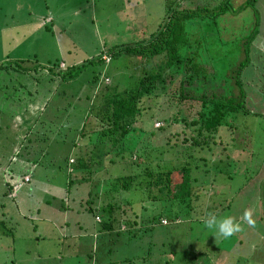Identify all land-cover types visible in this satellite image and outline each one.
Instances as JSON below:
<instances>
[{
	"label": "rangeland",
	"instance_id": "1",
	"mask_svg": "<svg viewBox=\"0 0 264 264\" xmlns=\"http://www.w3.org/2000/svg\"><path fill=\"white\" fill-rule=\"evenodd\" d=\"M21 1L22 4L19 5L17 0H0V62L7 63L12 60L18 62L24 70L32 67L37 69V73L32 72L37 76L34 81L22 70L0 71V125L9 124V127L0 129V186H3L5 181H10L11 187L7 195L3 193L8 187L4 186V190H0V218L4 221L0 223V264H53V252L59 257L61 254L57 251L60 250L65 254L72 250L76 254V260L81 261L76 264H85L86 261L90 264L86 252L92 251V245L80 246L79 250L78 243L70 244L66 240V237L72 234L70 231L75 229L76 223L84 229L95 228L100 232V236L103 235L101 246L93 251L95 258L99 257L101 262L111 259L120 262L118 264H166V260H171L170 264H264V18L259 17L264 10L260 4L253 1V4L244 5L237 14V8L234 7L235 12L229 10L222 16L216 14L218 16L215 19L214 14H211L213 20L209 18L210 21L208 18L197 19L200 25L194 24L192 30L196 36L191 34V38H200L202 48L198 50L194 42L191 52L194 51L195 58L207 68L208 73L183 82L185 70H177L175 66L173 73L165 72L166 91L159 96L146 98L150 109L158 110L161 115L169 118L174 116L177 110L172 95L180 89L185 90L192 98L215 95L234 96L239 100L241 90L235 82L236 71L246 57L244 43L249 42V58L240 73V82L245 89V108L231 111L223 119L216 140L222 139L227 148L222 150V145L219 146L217 153L222 157L207 160L204 167H210V171L205 173V170L201 169L197 174L200 180L195 182L197 185L206 184L203 190L201 189L204 193L200 198L201 203H208L213 199L212 185L215 181L219 180L216 188L224 192L232 188V194L230 192L228 196H221L226 200L218 203L219 209L209 208L210 203L206 205L207 214L215 215V212H218V217L230 216L234 222L241 224V231L224 240L222 237L215 239L208 230L201 228L199 223L193 224V229L190 230L193 222L191 218L183 220L181 224H155V216L162 214L172 219L175 215L172 205L168 206L169 199L153 201L149 192L137 191L135 187L127 192L122 190L110 193L107 188L110 178L112 182L116 176L134 175L142 171V168L135 163L137 159L134 152L130 153L126 149V158L117 157V146L112 147L108 141L106 144L97 142V132L92 131L97 128L96 123H99L96 122L98 119L93 117V112H90L96 87L93 74L97 73L103 89L108 88L106 91L99 90L101 98L108 92L121 95L135 87L140 79L138 57L121 54L113 58L106 67L104 65V68H100L97 63L99 57L119 45L149 39L167 21L166 0ZM233 3L234 0H231V4ZM213 21L218 25L214 26ZM43 22L49 25L42 24ZM222 26L227 29L224 30ZM216 30L218 34L224 31L220 33L224 41L217 35V40L213 38L212 33ZM253 31L255 33H252ZM102 58L105 59V56ZM59 61L67 64L75 62L82 72L74 80L59 82L60 80L55 79L51 85L50 75L46 74L45 69H50ZM105 78L109 80L104 81ZM35 87L39 95L35 96L34 93V96H30ZM59 92L63 93L59 99H62L61 102L63 101L65 106H60L57 111L52 110L51 104L55 107L59 103L55 97ZM32 97H35V102L25 104V108L18 104V99L27 102ZM48 98H52L48 103L51 118L45 116L47 107L42 113H38L39 108L43 109L45 106L38 104L47 103ZM193 102L203 110L211 107V104L201 105L199 98ZM12 112L15 117L10 116ZM143 120L144 118L134 123L137 127L134 132L136 134L141 133L139 128L142 126L147 129L140 135L134 150L147 151L149 162H146L145 169L155 167L160 156L162 165L168 166L184 158L185 146L178 144L175 147L172 146L173 142H167L170 137L174 141V133H183L181 124H175L173 127L176 129L171 131L169 128L159 131L157 128L164 124L161 119H148L145 122ZM56 122L59 129L54 125ZM82 122H86L88 126L84 124L85 132L80 136L79 133L82 132L79 127ZM52 129H56L55 132H52ZM152 130L154 132L150 133ZM8 138H11V143L18 141L13 143L15 147L8 146ZM51 140L58 141L53 145ZM76 140L81 142L82 154L87 153L94 157L93 171L86 181L79 175L81 170L75 173L77 177L70 176L71 168L67 166L68 162H71L72 166V159L75 158H72V154L76 149L72 147L75 148L73 142ZM15 148L16 155L11 157V151ZM53 152L56 153L55 156ZM205 153L203 152L204 155ZM227 154L230 155L229 160L226 158ZM108 157L118 160L109 162ZM249 159L250 169L256 172L248 180H258L260 187L250 188L253 195L246 200L245 196L234 195H237L236 189L239 188L240 182H247L246 178L250 176L246 175L244 170H239L238 165L242 163L243 166ZM198 163L203 164L194 158L193 166ZM46 164H49L48 167L52 165L55 171L51 178H48L51 169H46ZM12 167L19 169L14 170ZM25 167H28L25 169L28 174L23 179L22 169ZM69 177L75 179L70 187ZM44 181L47 183L43 184ZM193 185L192 180L191 190ZM60 187L64 188L63 194ZM65 195L69 196V201L66 202L68 205H65L63 200ZM126 197L136 201L138 215L130 216V204L128 205ZM189 198L186 197L187 201L193 206L196 204L195 210H198L197 201ZM108 202L118 203L121 208L116 207L117 216L129 217L133 226L121 223L120 234L116 228L112 235H107L110 230H103L102 225L96 222L99 221L97 216L96 221L94 220V212L99 204L105 207ZM235 205L238 206L239 213L234 212ZM185 206L183 209L187 211L188 206ZM250 207L254 208L253 212ZM126 210L130 212L128 217ZM245 210L250 212L252 225L244 222L242 216L239 217ZM193 211L194 209H191L190 212L192 218L201 216L200 210L198 215L193 214ZM18 212L27 213V216H21ZM35 217L38 218L31 220ZM40 217H47L48 221L53 218L55 225L52 234L41 231L42 227L45 228L51 223L43 221ZM25 221L35 226L38 224V239L33 238V229L27 236L18 232L17 229ZM167 221L163 219V223ZM129 227L132 232H128ZM23 231L26 232V228ZM60 239L64 240L60 243ZM210 241L212 244H208ZM106 243L110 246L111 253L107 252ZM168 245L171 249L176 248L174 253L167 248ZM165 249V254L158 256ZM149 253L147 261L134 263L141 256L148 257ZM127 258H133L132 262L124 261Z\"/></svg>",
	"mask_w": 264,
	"mask_h": 264
},
{
	"label": "trees",
	"instance_id": "2",
	"mask_svg": "<svg viewBox=\"0 0 264 264\" xmlns=\"http://www.w3.org/2000/svg\"><path fill=\"white\" fill-rule=\"evenodd\" d=\"M166 0L165 6H166V14H167V21L165 24L159 27L157 31L154 32V34L147 40L143 41H137L130 44H123L119 45L116 48H111L108 53H102L99 57V61L97 63L100 64V68H104L107 66L108 63L111 62L113 58H115L118 55H127L129 57H138L140 59V65H139V71H140V79L135 87L132 89L125 91L123 94L119 95L118 93L114 92H108L100 97L98 94L99 90L106 91L105 88L103 89V85L100 83V79L97 75V73L93 74V81L96 83L95 92H94V99L93 103L90 107V112H93V117L98 119L99 123H96V129L94 128L92 131L97 132V142L99 143H111L112 147H116V156L120 158H126L125 150H129L130 153H135L136 157V164L138 166H141L142 171H139L135 173L134 175H120L113 178L111 182L108 184V191L110 193L112 191H130L132 187L137 188V191H141L145 193H150V198L153 201H157L159 199H169L168 206L172 205V209L175 210V215L172 219L168 218L167 216H164L162 214L155 216V224L160 223L163 226H168L172 223L181 224L183 220L191 218L193 219V222L190 225V230L193 229V224H201V228L205 229L203 227V221L207 219L209 216L213 215L211 213L207 214L206 205L211 204L209 208H212L214 210L219 209L218 203L220 201L226 200L223 199L221 196L226 195L228 196L231 192L232 194V188L229 190H226L225 192L222 189L216 188V183L219 182L215 181L212 185V196L213 199L210 201H204L201 203V196L203 186L197 185L195 182L199 181L200 178L197 176V174L200 172L201 169L205 170V173L210 171V167L205 168V162L207 160H213L219 159L222 156H218V148L222 145L221 149L225 150L227 148V145L224 143L222 139L216 140L217 134H218V128L222 124L223 119L226 118L229 112L238 111L245 108L244 102H245V89L243 83H241V71L243 70L244 66L246 65V61L248 60V46L247 44L249 42L244 43V53L246 51V57L245 60L240 63L239 69L236 71V78L235 82L236 85L241 90V96L239 97V100H237L234 96L233 97H217L215 95L211 97L207 96H201V97H193L189 96L185 90H179L176 93L174 92L172 97L175 101L174 107L177 109L175 112V115L171 118L164 117L161 115V112L158 110L150 109L146 102L147 99L151 96L155 95H161L166 91V77L165 72L169 71L170 73L174 72V67L177 66V70H181V68H184V74L182 81L185 80H192L195 76H201L204 74H207V68L202 65L200 61H198L194 56V51L191 52L192 43L195 42V45L197 49L202 48L201 46V40L200 38L194 39L191 38V34L194 31L192 30L195 23H199V20L197 19H206L210 18L211 14H214L213 18L217 17L219 15H225L227 11L231 10L232 12H235L236 14L239 13L242 8H244V5H250V3L253 4V1L256 0H247L241 5L234 6L231 4V0H217V2L213 0H208L205 2H200L197 5L198 0ZM19 5L22 4L21 0H17ZM14 7V6H12ZM237 8L235 10V8ZM235 10V11H234ZM239 11V12H238ZM209 19V21H210ZM207 20V19H206ZM213 20V19H212ZM211 20V21H212ZM212 23V22H211ZM215 23V25L213 24ZM212 25L216 26L218 23L216 21H213ZM42 24H47V22H43ZM53 25V23H51ZM257 25H259V21H257ZM224 30L227 29L226 26H222ZM46 28V26H45ZM224 33V31H221ZM220 32V33H221ZM220 33L218 34V31H214L212 34L213 38L216 39V35L220 40L224 39L220 36ZM252 33H255L253 31ZM251 33V34H252ZM202 39V38H201ZM247 41V40H246ZM251 43V42H250ZM189 50V52H188ZM198 53L197 51H195ZM103 55H107L110 57V61L106 62L104 60ZM106 63V64H105ZM90 64V63H89ZM1 70H11V71H19L22 70L25 73V75L29 76L31 79L35 81V78L37 74H32V72L37 73V69H33L32 67L26 68L25 70L21 68V65L18 62H14L12 60L8 61L7 63L0 62V71ZM46 74L50 75L49 81H51V85L54 82L55 79L60 80L59 82H65V81H71L76 79V77L82 72L80 69V66H76L75 63L67 64L64 61H59L54 66H51L50 69H45ZM34 75V76H33ZM109 78H105L104 81H107ZM33 88V87H32ZM37 87L34 88V92L30 93V96H34V93H36L35 96L39 95L37 92ZM60 92L57 93L58 101L61 102ZM91 97V96H87ZM35 97H32L30 101L23 102L22 99H18V104L21 105V107L25 108V104H31L34 101ZM196 98H199V101L201 102V105L205 106L206 104H211V107L208 110H203L199 106L195 105L193 102ZM97 99V101H96ZM50 100L52 98L47 99V103L45 104H39L45 105L43 109L38 110V113H42L44 109L48 110V103H50ZM63 102V101H62ZM61 102V103H62ZM24 105V106H23ZM52 110H58L59 106L58 104L54 107L53 103L51 104ZM97 107V108H96ZM46 110V111H47ZM92 110V111H91ZM95 112V113H94ZM37 113V117H38ZM1 114V113H0ZM141 114H143L141 116ZM12 117H15V113L12 112ZM46 116V114H45ZM34 117V116H33ZM144 118V122L148 119L151 121H155L158 119H161L164 124L159 126L157 130L164 131L169 128V130L176 129L173 127L175 124L180 125V128L183 133H174V141L173 138H168L167 142H173L172 146H177L178 144H182L185 146L184 150V158L178 160V163H175L174 165H162V157L160 156V160H158L155 163V167L146 168V162L147 161V151L145 152L142 149L134 150L136 145L139 142L140 135L146 132L145 126L139 128L141 133H134L136 131V128L134 126V123L137 121H140ZM4 123V122H3ZM5 124V123H4ZM85 126H88L86 122L83 123V126L79 129L81 135L83 136V132H85ZM54 125L58 128V123H54ZM61 125V123H60ZM59 125V126H60ZM4 127H9V124L7 123L6 126L0 125V129H3ZM56 129H52V132H55ZM145 130V131H144ZM155 130V129H154ZM152 130L150 133H153ZM182 134V135H181ZM27 136V135H26ZM99 138V139H98ZM8 146H16L13 143H16L18 141H13L11 138H8ZM179 141V143H177ZM22 142V141H21ZM106 144V143H105ZM104 144V145H105ZM19 146V144H18ZM17 146V147H18ZM15 148L14 151H11L10 156L13 157L16 155ZM77 152L75 151L74 156L75 160L72 161V166H70V176L77 177L75 175L76 172L82 171L79 173L81 174L82 180L89 179L90 175L93 171V161L94 157L91 155H88L87 153L82 154L83 151L80 150V147H77ZM204 150V151H203ZM205 150L207 153H205ZM202 152V153H201ZM205 153V155L203 154ZM211 152V154H210ZM106 154V153H105ZM178 154V152H177ZM230 154V153H229ZM227 154L226 158L227 160L230 159V155ZM103 156V155H102ZM10 157V158H11ZM179 157V156H178ZM219 157V158H218ZM232 157V156H231ZM194 158L200 160L203 162V164H195L193 166V160ZM69 159V157H67ZM118 158H111L108 157L109 162H116ZM149 160V159H148ZM76 161V162H75ZM71 163V162H70ZM145 164V165H144ZM200 164V165H199ZM251 161L246 160V164L242 166V163L238 165L239 170H244L243 172L249 179L254 175L256 171H253L250 169ZM23 167V166H22ZM21 167V168H22ZM14 168V167H12ZM18 167L14 168V170H17ZM28 168V167H27ZM22 169V173L24 175L21 176V178H25L28 173H25V169ZM19 169V168H18ZM5 170V169H4ZM13 170V169H12ZM85 172V173H84ZM242 172V171H241ZM4 173V172H3ZM84 173V174H83ZM69 177L68 185H72L74 178ZM213 175H211L212 180ZM193 180L194 185L191 190V181ZM4 186L8 187L4 191V195H7L11 191L10 187V181H5L3 186H0V190H4ZM240 187V186H239ZM202 189V190H201ZM239 190L236 189V192ZM114 194V193H113ZM113 194L111 196L113 197ZM124 194V193H123ZM219 196V197H217ZM186 197H192L194 200L197 201L199 208L198 210H195V205H191V202L189 203L186 199ZM233 197V196H231ZM189 198V199H190ZM127 200L128 205L130 204V212L126 210L127 217L130 213V216H136L139 213V210L136 209V201L133 202V200H129V197L125 198ZM144 202V200H142ZM118 202V201H116ZM112 204L111 202H108L105 207H103V204H99L98 209L94 212V218L96 216H99L101 220L95 221L99 222L103 230H110V232L107 233V235H112V233L117 230V233L120 234V227L119 224L124 223L125 225L133 226V223L129 221L128 218H121L118 217L116 213V207L119 209L121 208L118 203ZM201 203V204H200ZM230 204V203H229ZM228 204V205H229ZM188 206V210L185 211L183 209V206ZM216 205V207H215ZM144 206V205H143ZM185 206V207H186ZM184 207V208H185ZM216 208V209H215ZM191 209H194V213L198 215V211L200 212L201 216H193L191 217ZM93 211V210H92ZM185 211V212H184ZM215 216H219L218 212H215ZM196 218V219H195ZM163 219H165L167 222L163 223ZM0 223H4V221H1ZM152 221V219H151ZM136 225V222H134ZM116 225H118L116 227ZM115 229V230H114ZM128 232H132L131 228L129 227ZM207 230V229H205ZM235 235V234H234ZM108 237V236H107ZM233 237V236H232ZM198 239V238H197ZM226 240L225 238H223ZM229 239V238H227ZM164 242V239H162ZM200 239H198L199 241ZM208 241H206L207 243ZM223 242V241H222ZM105 243V242H104ZM154 245V243H152ZM208 244H212L211 241ZM152 245V246H153ZM151 246V247H152ZM107 252L111 253L110 246L106 243ZM216 248V246H214ZM167 248H170L169 250L174 253L175 247L167 246ZM72 252V251H71ZM165 251L160 255H164ZM168 252V251H167ZM65 253L61 254V257L64 261L62 264H76L80 263L81 261L76 260L77 257H75L74 252H72V256L64 255ZM93 251H91L88 255V258H90V264H102L99 257H96L93 255ZM150 253L147 256H141L137 260H135L134 263H137V261H147L149 258ZM133 258H127L126 262L131 263ZM105 264H115L116 261L108 260ZM122 261V262H124ZM186 261V260H185ZM104 262V260H103ZM120 263V262H118ZM117 263V264H118ZM171 260H166V264H170ZM85 264H88V261L85 262Z\"/></svg>",
	"mask_w": 264,
	"mask_h": 264
},
{
	"label": "crops",
	"instance_id": "3",
	"mask_svg": "<svg viewBox=\"0 0 264 264\" xmlns=\"http://www.w3.org/2000/svg\"><path fill=\"white\" fill-rule=\"evenodd\" d=\"M194 1V0H193ZM192 1V2H193ZM205 1H208V0H198L197 1V5H198V3H200V2H205ZM210 1V0H209ZM213 1H215V2H217V0H213ZM219 1V0H218ZM247 0H234V5L235 6H238V5H241V3L243 4L244 2H246ZM255 3H259L260 4V6H261V8L264 10V0H256L255 1ZM262 13H264V12H262ZM262 13H260L259 14V17H261V18H264V14H262ZM52 23L54 24V21L52 20ZM14 26V25H13ZM19 26V25H18ZM53 26V25H52ZM264 26V25H263ZM12 27V26H11ZM12 28H14V27H12ZM229 32V31H228ZM231 34H233V32H230ZM75 63V62H74ZM83 87L81 86V89H82ZM39 105V104H38ZM58 106L60 107V106H65V104H62L61 102H59L58 103ZM47 110V109H46ZM69 111V110H68ZM46 115H48L50 118H51V109H48L47 111H46ZM82 125H83V122H82ZM82 125L79 127V129L82 127ZM60 127H61V125H60ZM59 129V128H58ZM79 135L81 136V133H79ZM58 141V140H57ZM57 141H53V140H51V144H56L57 143ZM52 142H54V143H52ZM73 145H75V148H74V146L72 147V149H77V147H80V145H81V142H80V140H76V141H74L73 142ZM56 148H57V146H55ZM76 151V150H75ZM72 154V153H71ZM71 154H69L70 156H71ZM56 155V153H54L53 152V156H55ZM73 157H75L74 156V153L72 154V158ZM69 158H71V157H69ZM50 164V163H49ZM49 164H46V169H48V170H50V175H49V177L48 178H51V175L53 174V172H55L54 171V169H53V166L51 165V167H48L47 165H49ZM42 166V165H41ZM67 166H71L70 165V162H68V164H67ZM251 178V177H250ZM249 178V179H250ZM246 180H248L247 178H246ZM45 183H47V182H43V184H45ZM256 186H259L260 187V184H259V181L258 180H256V179H253V180H248L247 182H245V181H242V183L240 182V187H239V190L237 191V195L235 196L234 195V197H238V196H245L246 197V200H248L249 198H251L252 197V195H253V193L250 191V188H253V189H255L256 188ZM60 189H61V191H62V193L61 194H63V192H64V188H62V187H60ZM69 196L68 195H65V198L63 199L64 200V202H65V205H68L66 202L67 201H69V198H68ZM55 198V197H54ZM246 206H248V205H246ZM63 207H65L64 206V204H63ZM237 208H238V206L237 205H235L234 206V212H236V213H239L238 211H237ZM250 209H251V211L253 212V209L254 208H252V207H250ZM258 210H260V209H258ZM257 210V211H258ZM257 211H256V214L255 215H257ZM251 212V213H252ZM21 216H27V213H21V212H18ZM242 216V218H243V215L242 214H240L239 215V217H241ZM38 217H35V219H31V220H36ZM242 218H240V219H242ZM40 219H42L43 221H45V222H47V223H51V225H48L47 227H42L43 229H41V231H47V232H51V234H52V232H53V225H55V222H53V218L51 217V221H48V219H47V217H45V218H43V217H40ZM39 219V220H40ZM95 219V218H94ZM239 219V220H240ZM250 219H251V217H250ZM96 220V219H95ZM242 222V221H241ZM244 222H246V221H244ZM79 223H76V227H75V229H73L72 231H70V233H72L70 236H67L66 237V240L67 241H69V243L70 244H72V243H78V245H77V249H79L80 250V246L81 247H83V246H86L87 244L88 245H92V251H95V249L97 248V249H99V247L101 246V243H102V240H103V235L101 234V236H100V232H98V230H95V228H89V229H84L82 226H80V225H78ZM16 227L18 228V225L16 224ZM24 228H26V232H24L23 231V229ZM33 229V230H32ZM38 229H39V227H38V224L35 226L34 224H32V223H29L28 221H25V222H23V225L21 226H19V229H17L18 230V232H21V234L22 235H25V236H27V235H29V233L31 232V230H32V233H33V238L34 239H38L39 237L36 235V233H37V231H38ZM44 237V236H43ZM64 239H60V243L63 241ZM241 241V240H240ZM242 243V241L240 242V244ZM66 245H67V243H66ZM72 251V250H71ZM88 251V250H87ZM57 252H59V255L60 254H63V250H60V251H57ZM89 253L90 252H86V255H89ZM53 255H55V258L53 257V259H51L52 260V262H53V264H61L62 262H63V259H62V257L61 256H59V257H57V255L55 254V252H53ZM65 255V254H64ZM66 255H70V256H72L73 254H72V252H69L68 254H66ZM250 257H251V254H250ZM50 258V257H49ZM52 258V257H51ZM109 260H111V259H109ZM108 261L107 260H104V262H102V264H105V263H107ZM52 264V263H51Z\"/></svg>",
	"mask_w": 264,
	"mask_h": 264
},
{
	"label": "clouds",
	"instance_id": "4",
	"mask_svg": "<svg viewBox=\"0 0 264 264\" xmlns=\"http://www.w3.org/2000/svg\"><path fill=\"white\" fill-rule=\"evenodd\" d=\"M103 56H107V55H103ZM243 219L249 225H252L253 221L250 219V212L248 210H245L243 214ZM203 227L207 229L211 233V235L215 237V239L217 237H222L227 239L232 237L236 232L241 231L242 226L240 223L234 222L232 217L230 216L217 217L215 215H211L203 221Z\"/></svg>",
	"mask_w": 264,
	"mask_h": 264
},
{
	"label": "built area",
	"instance_id": "5",
	"mask_svg": "<svg viewBox=\"0 0 264 264\" xmlns=\"http://www.w3.org/2000/svg\"><path fill=\"white\" fill-rule=\"evenodd\" d=\"M105 59H106L107 61L110 60L109 57H106V56H105ZM26 181H29V179H26ZM97 219L100 220V217L97 216Z\"/></svg>",
	"mask_w": 264,
	"mask_h": 264
}]
</instances>
